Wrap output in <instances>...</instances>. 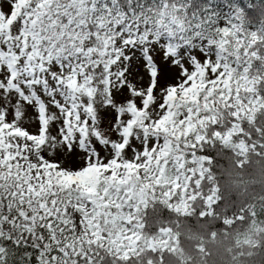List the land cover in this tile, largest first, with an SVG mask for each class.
I'll list each match as a JSON object with an SVG mask.
<instances>
[{"label": "snow or ice", "instance_id": "obj_1", "mask_svg": "<svg viewBox=\"0 0 264 264\" xmlns=\"http://www.w3.org/2000/svg\"><path fill=\"white\" fill-rule=\"evenodd\" d=\"M260 97L264 0H0V264H148L157 207L240 219L214 173L264 151Z\"/></svg>", "mask_w": 264, "mask_h": 264}, {"label": "rangeland", "instance_id": "obj_2", "mask_svg": "<svg viewBox=\"0 0 264 264\" xmlns=\"http://www.w3.org/2000/svg\"><path fill=\"white\" fill-rule=\"evenodd\" d=\"M196 55L201 61L204 60L203 55L199 54L198 52L196 53ZM244 106L245 108L249 110V113H247L246 115L250 114L252 116V119L249 121V123L253 127H256L257 121H260L258 117L259 116L262 117V115H264L260 113L261 110L262 112L264 111V97H260L257 102L248 101L247 103L244 104ZM107 126H108V120L106 119L105 127ZM245 129L246 128L241 127L239 131L247 132L248 130L246 129L247 130L246 131ZM231 139L234 140L235 138L233 137ZM256 142L260 143L261 141L259 142L257 140ZM245 143L247 144V141H245ZM225 150L230 152L229 157H231L232 159L236 158L237 165H238L237 167L239 168H241L242 165L247 164V162L248 163L250 162V164H252V163H256V161H261V163H264L263 162V151L254 149L251 145L247 146V150L245 151L243 155H235L233 154L231 150H228V149H225ZM259 152L261 154V157L259 156ZM103 155H104V151L101 149V156ZM131 155H132L131 152L128 151L127 158H131ZM68 159L73 160V162L75 163L74 157H69ZM219 170L220 169L218 168L217 173H214V175H215L216 180L220 181L222 178H221V174ZM224 175L229 178L231 177L230 182H232L233 187H239V183L238 182L234 183V180L236 178H241V176H238V174L236 175V173L233 171L232 172L225 171ZM224 175L222 174V176ZM262 176L258 175L259 180L257 181H255L254 179L246 181L245 185L246 183L249 184L251 182L253 183L263 182L264 183V176L263 177ZM260 177L263 178L262 181ZM232 194L234 195V193ZM218 195L220 196V191H218ZM194 203H196V205L199 204L198 202H194ZM189 209H190L189 215H184L182 211L180 213H177L174 210H168V211L171 214H173L175 219H177L179 217H191L192 215H194L195 208H193L191 204L189 205ZM253 209H256V210L252 211ZM259 212L261 213L260 214L261 216H258ZM228 213H232L233 215H236L241 218L235 220L232 224L227 225V226H221L219 223V220L216 218L209 219L205 217L204 220L207 219L205 223H213L215 225L216 234L223 233L224 237L228 240L229 238H227L224 233H226L229 236H232V235L235 236L234 241L231 243L234 245L237 251L239 250V255L242 254L241 252H246V254L250 256L249 260H252L247 263H242L241 261H244V260L239 261V259H237L238 261L237 263H234L233 260H232V263L234 264H254L255 261L258 262V260L260 259L258 263L264 264V220H263L264 207H263V201H260L258 204L253 203V204H246L244 206L237 207L232 212H228ZM224 215H227V213L221 214V219L223 218ZM149 217H150V213L148 216V221H152V219L150 220ZM148 221L147 223L149 225V228L146 232L143 233V237L147 239V244L141 243V245H138L139 251L134 252L132 254L137 260H140L142 257H147L148 264H156L157 262L161 263L160 261L161 259L164 258L165 255H170V253L176 254V251H178V247L180 246L181 251H183V253L186 256L190 255L191 257H190V260L187 258L184 259L182 257L183 255L182 252H180L177 255L180 257L179 258L180 263L178 264H187L193 259V257H194V260H196L197 262L198 261L201 262V264L205 262L204 256H201L199 254L200 252H202L203 248L202 247H197V249L187 248V246L184 245V241H182L183 238L181 237V234L177 231L176 226H172L170 225V223L168 224V222H166L165 224H168V226H163V228L169 229V231L166 233H160L157 231V229L160 228L161 225L156 228H150V224ZM154 225L156 224H153L152 226ZM228 230H229V233H228ZM246 245H249L252 248L251 247H250L251 249L247 248V250L241 249L242 246H246ZM196 250H199V253ZM113 254L122 255L123 253H119V254L113 253ZM239 255L238 253L235 252V257H238ZM253 259H254V262H253ZM260 261H263V262L260 263Z\"/></svg>", "mask_w": 264, "mask_h": 264}, {"label": "trees", "instance_id": "obj_3", "mask_svg": "<svg viewBox=\"0 0 264 264\" xmlns=\"http://www.w3.org/2000/svg\"><path fill=\"white\" fill-rule=\"evenodd\" d=\"M260 113L261 114H264V111L262 112V110H261ZM263 117H264V115H262V117L259 116L258 119L264 125V118ZM252 136L255 137L256 136V133L253 132L252 133ZM229 156H230V152H228L227 150H225V149H220L219 150V154H218V157H217V159L219 160V164L216 167L215 173H217L218 168H219L220 169L219 171H220V174H221V178L222 179L220 181L219 180H216V184L218 186V189L220 191V197L222 199V205H221V207L222 208H226L228 210V212H232L237 207L244 206L246 204H253L254 203V202H252L253 199H251V198H253V196L256 193L259 192V190L261 189V187L262 188L264 187V183L263 182H260V183H256V182L253 183V182H251L257 188H255L251 192L250 198H249L248 195L245 193L249 189V184L246 183V185H245V182L246 181H249V180H252V179H254L255 181L259 180L258 175L259 176H262V175L264 176V174H262V173H264V163H261V161H256V163H252V164H250V162L249 163L247 162V164L242 165V167L239 168V167H237L238 165H237L236 158L235 159H232ZM259 156L261 157L260 152H259ZM263 162H264V151H263ZM233 163H236V165H234ZM261 164H263V165H261ZM261 167H263V168H261ZM225 171H231V172L233 171V172L236 173V175L238 174V176H241V178H236L234 180V183L235 182L236 183L237 182L239 183V187H233L232 182H230L231 181V177L230 178L229 177H226L224 175V172ZM245 173H247V174H245ZM222 174L224 176H222ZM262 180H263V178H261V181ZM232 193H234V195ZM233 196H235V199H234ZM239 196L240 197H244V198H240L239 199L238 198ZM247 198H249V199H247ZM261 201H263V207H264V196H263V200H261ZM199 207H200V205L197 204L196 207H195V209H194V215H192L191 217H179L177 219H175V217L173 216V214H171L165 208L157 207L155 213H150L149 219L150 220L152 219V221H153V222L152 221H148L149 224H150V228H156V227H158L159 224H161L162 220H166V222L167 221L170 222L172 226H176L177 231L181 234V237L184 240V236L183 235L185 234V229L188 228V227H191L195 222H198L200 220V216H199V212H198ZM167 214H169L171 217L168 218L167 217L168 216ZM222 214H226V213H222ZM206 220L207 219H205L201 223L205 224ZM153 224H156V225L152 226ZM228 233H229V230H228ZM224 234L226 235L227 238L230 237L226 233H224ZM216 235L217 236H220L222 238L224 237L223 233L216 234ZM181 252L183 254L182 257L184 259L187 258V259L190 260V257H191L190 255H187L186 256L183 253V251H181ZM235 252L238 253V255H239V250L237 251L235 249L234 245H232L231 246V249H229V257L233 260L234 263H237L238 262L237 259H239V261L244 260V261H241L242 263H247L249 261H252V260H249V259L247 260L244 257V254H246V252H241L242 254H240L238 257H235ZM177 257L178 258H175V259H176V262L178 264V263H180V260H179L180 257L179 256H177ZM259 260H258V262H259ZM160 262H161L160 264H164L163 259H161ZM184 262H186V261H184ZM253 262H254V259H253ZM258 262L255 261L254 264H257ZM261 262H263V261H260V263ZM231 263H232V261L230 260L229 261V264H231ZM234 263H232V264H234ZM187 264H201V262H199V261L197 262L196 260H194V257H193V259L190 262H188Z\"/></svg>", "mask_w": 264, "mask_h": 264}, {"label": "bare ground", "instance_id": "obj_4", "mask_svg": "<svg viewBox=\"0 0 264 264\" xmlns=\"http://www.w3.org/2000/svg\"><path fill=\"white\" fill-rule=\"evenodd\" d=\"M236 165V163H233ZM257 188L253 183H249V189L245 193L250 198L251 192ZM264 196V187L259 190L258 193H256L253 198L254 203L258 204L261 200H263ZM235 199V196H233ZM237 197V196H236ZM244 198V197H238ZM247 198V199H249ZM248 201V200H247ZM251 201V200H250ZM256 209H253L254 211ZM261 213L259 212L258 216ZM168 215V216H167ZM166 216L169 218L171 217L169 214ZM204 218L200 217V220L198 222H195L191 227H188L185 229L184 236V245L187 246V248H195L202 247V252L199 253V250H196L201 256H204V263L203 264H229V261L232 259L229 257V249H231V246L233 245L231 242L234 241L235 236H230L229 240L225 237H220L216 235V227L213 223H201ZM264 220V216H263ZM168 222V221H167ZM166 220H162L161 224L158 226H168V224H165ZM171 225V223H170ZM251 246L246 245L242 246L241 249L247 250V248H250ZM252 248V247H251ZM250 248V249H251ZM181 252L180 246L178 247V251H176V254L170 253V255H165L163 258L164 264H177L176 259L178 258L177 255ZM167 257V258H165ZM244 257L246 259H249L250 256L248 254H244ZM156 264H160L157 262Z\"/></svg>", "mask_w": 264, "mask_h": 264}]
</instances>
